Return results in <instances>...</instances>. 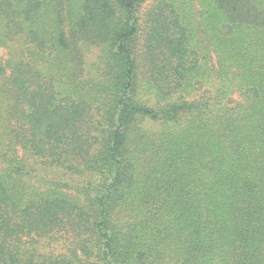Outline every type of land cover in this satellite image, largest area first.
<instances>
[{"label":"trees","instance_id":"obj_1","mask_svg":"<svg viewBox=\"0 0 264 264\" xmlns=\"http://www.w3.org/2000/svg\"><path fill=\"white\" fill-rule=\"evenodd\" d=\"M148 2L0 0V264H264V0Z\"/></svg>","mask_w":264,"mask_h":264},{"label":"rangeland","instance_id":"obj_2","mask_svg":"<svg viewBox=\"0 0 264 264\" xmlns=\"http://www.w3.org/2000/svg\"><path fill=\"white\" fill-rule=\"evenodd\" d=\"M154 0H149L147 5H144L143 13L147 11L148 7L153 3ZM175 2L179 3L180 5L183 4V6H192V7H199V3L196 2V0H174ZM193 14H195L193 17L196 19V15L199 14L196 11H192ZM140 43V41H139ZM142 44V41H141ZM142 46V45H141ZM81 49V58H82V65L78 68L77 75L79 76L78 83H83V87L81 88L82 93L84 96H89L91 94L98 95L101 99L103 91L105 86L108 82V76L104 75V69L102 66V55L105 49L102 46L97 45H91V44H83ZM7 58V51L3 48H0V65L3 64V62ZM214 62L216 63V58L214 57ZM142 83L140 85V88H138L136 92V100L143 104L147 105L149 107H156L157 105H165L168 103V100H161L157 97V94L150 90L148 87H146L145 79L141 77ZM211 85V82H207L204 89L209 88ZM95 86H99V89L101 90H95ZM231 99L234 104H244L243 99L240 97V95L233 90V92L230 94ZM97 107V106H94ZM136 124L139 128L142 130L148 132L149 134H154L161 132L165 129L164 126H162L159 123L153 122L149 119H141L136 121ZM16 154L19 158L24 159V152L21 150L20 146L15 147ZM29 156V155H27ZM26 168L29 167V173L32 174V176H36V179L42 178L43 176H46L45 168L42 167V163L39 161H36V159H26ZM47 177V176H46ZM53 177H56L55 175ZM29 178V177H28ZM27 179V178H26ZM39 246V245H38ZM40 247V246H39ZM41 248V247H40ZM66 248V244H58L53 245L52 247L47 248L48 251L55 250L56 253H59L62 249ZM42 250V248H41ZM65 252V250H63Z\"/></svg>","mask_w":264,"mask_h":264}]
</instances>
